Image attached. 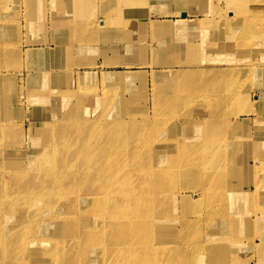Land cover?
<instances>
[{
  "label": "rangeland",
  "instance_id": "rangeland-1",
  "mask_svg": "<svg viewBox=\"0 0 264 264\" xmlns=\"http://www.w3.org/2000/svg\"><path fill=\"white\" fill-rule=\"evenodd\" d=\"M20 1L25 3L28 0ZM124 1H137L139 4L124 5L118 0V4L113 5L112 12L115 13L116 17L115 19H112L111 16L107 17V25L103 30L106 31V37L103 38V41L107 45V51L101 55L89 54V51L85 56L79 55L77 57L78 61L82 64L85 61V65L73 63L72 55L68 54L64 49L57 48L55 38H53L54 36L51 33L39 32V38L35 40L36 42H28L27 32L22 30V49H31L32 47L39 49L41 45L42 47L43 45L44 47L49 45V56L46 53L42 54L39 65L33 67V69L26 67L21 69L19 74L21 76L18 77L19 79L22 78L20 83L24 82V92L16 96L17 98L19 96V100L23 103L22 106L18 99L14 98L16 83L11 89L12 93L10 96L6 98L2 96L3 86L9 83L11 79L6 75L9 69H6L4 64H0V144L9 140V133L16 130H26L27 133L24 135V140L30 142V144L27 145V149L24 151L35 152L36 148L33 144L38 137L39 125L35 121L33 113L28 115L29 111L34 108L33 105L29 106L27 104L28 92L34 86V84H31L30 79L38 71L39 81L43 76H51L52 85L45 86V89L52 90L56 98L68 95V93L69 95L67 99L60 98L59 100H47L44 102L47 112L39 117L44 132L39 135L42 139L40 141L45 142L49 147L54 146L57 148L55 157L61 156L63 150L68 148L66 159L72 158L71 163H75L77 169L74 174L72 172L65 175L60 174L56 181V189L62 190L59 194L66 198L69 206V211H65L61 215L63 217L61 222L66 228L63 238H61L65 245L67 242L78 240L82 243L84 227L92 224L91 221H83L81 218L87 209L79 207L82 205L79 200L83 199L82 197H88L89 208L93 206V191L89 188L88 181L98 185L102 191L107 189L108 183L106 179L111 172L117 169V166L114 163L107 166L109 159L105 151L108 145L115 143L118 150H112L113 154L109 155L110 158L117 159L118 155L126 158L127 154L133 153L136 159L140 158L138 168L143 169V166H145L147 176L153 175V171H157V166L150 164V152L151 156L154 154L159 155V158L154 156V159L157 158L155 161L157 163L160 161L161 163L158 164V172L160 173L159 180L156 182L158 187L153 190L155 195L159 194L154 201L156 207H142L139 206V202L135 206H132L135 203L128 204L129 208L134 209L135 215L141 218L140 223L134 222L130 226L138 228L140 231L149 226L146 231L147 236L138 240L136 244L128 236L115 237V239L129 242V244L125 246L121 243L119 245H109L111 250L109 256L114 255V259L116 255H120L122 252L123 258L108 264H264V239L262 237L264 210H255V200L252 197V194L264 196V177L258 175L259 172H264V106L256 110L258 113L263 114L261 117L259 114H253L248 125H242L231 130L232 127L229 125V120L240 109L236 107L234 96L228 95V93L224 94V89L223 96L222 94H218L219 97L216 94H210L212 89H216L213 82L205 79L206 82L203 83L198 79L190 80V77L180 76L175 79L174 85L170 88L173 93H168L165 96L162 95V86L155 85L153 82V76L165 75L170 71L180 74L182 69L188 71L187 68H190L194 70L203 69L204 72L212 73V71H217L222 73L226 72L227 68H231L235 73V78L228 82L226 81L225 85L227 86L232 81H239L241 84L239 83L240 86L237 84V87L239 86L237 96L245 97L247 94L250 100H256V97H259L260 94L257 90H264V80L256 77L257 75L252 76L246 84H244L243 80L246 73H248L247 70L251 68L259 69L264 66V52H255L250 55V51L255 46L256 41L250 49H236L233 46L232 49L236 50H228L226 43L230 42L232 35L236 33L230 31L231 28L225 31L223 23L225 20L219 21L217 25L219 31L216 29L204 31L202 30L204 24L184 21V19L190 21L198 19L199 13L196 12L201 10L198 5L195 6L194 0H144L145 4L142 3V0ZM232 1L237 2L238 0ZM258 1L260 3L257 6L263 7L264 0ZM179 11H184V15L182 13L174 14V12ZM95 16L99 17L97 14ZM230 16L228 13L224 14L226 19ZM5 17L11 18L12 16L7 14ZM167 20H169L167 23L170 26L164 27L155 36L150 34L146 27L141 29V24L144 22H165ZM0 24L5 26L4 34L6 36L11 32H16L14 30V22L0 21ZM216 32L219 35L216 36ZM200 34L205 36L204 41L206 43L200 44L197 53L194 55V62L185 67L183 58L186 55V50L183 42L184 40H189L194 43ZM44 36L46 37L44 40L50 41V43L44 44L42 42ZM157 40L160 47H158ZM216 40H218L220 45H212V42ZM51 41H54V43L51 44ZM246 41L247 39L241 45L244 46ZM95 46L99 48L97 43ZM7 47L12 52V55L18 49L17 44L14 43L7 45ZM234 53H237L240 57L236 66L232 60ZM253 56L258 60L254 66L252 62ZM36 59H39L38 52L24 53L25 61L33 63ZM217 67H220L221 70H216L215 68ZM222 68H225V71ZM19 69H14V71ZM28 69L32 71V75L26 80L25 74ZM57 69L61 72L60 75L55 76L54 71ZM77 71H89L93 74L97 82L96 86H98L97 84L100 82V77L104 72L119 71L116 76L113 74L109 75L108 81L110 83L112 82L109 79L112 77L116 78V82L122 78H130V81L125 82L122 80L117 85L116 94L104 88L103 91L100 90L102 98H109L113 95L111 102L126 103L125 110L121 108L114 114L110 109L106 110V105L100 107V104L96 103L99 95L97 91L93 94L74 96L79 87H95L91 85L89 79L86 80L83 76L79 77ZM75 75L76 78L74 79ZM32 82L35 83L33 80ZM61 87L66 89L64 93L59 92ZM207 97L210 100H207ZM215 97L221 98V100L218 98L212 100ZM93 99L96 102H93ZM196 99L199 100L195 101ZM201 99L207 100L208 103L201 102ZM41 104L42 102L39 100V105ZM86 104L90 105L87 110L88 115H80L78 112ZM169 105L173 108H170ZM8 108L13 112L7 111ZM163 108H166L164 114ZM70 109L73 119H69L67 122L65 114ZM161 111L163 112L161 113ZM107 112L110 113V117L107 116ZM130 113L141 114L143 117L135 122L125 121L126 116ZM189 114H193L194 117L198 115L205 117V121L194 132L190 131V129L184 130L187 133L185 134L187 137L194 136L195 139L205 140L194 143L191 146H199L201 144L213 147L218 145L227 146L236 141L234 144L235 149L229 151L228 149L221 150L217 148L218 152L216 154L213 153L207 157H202L192 150H189L182 159L175 156L169 157L170 146H187L186 144L181 145L178 141L180 136H185L180 132L183 129H180L178 124L182 122L180 116L187 117ZM109 118H112V123H110ZM161 120L165 122L166 126L171 122V130L168 127L165 132L161 131L162 129H160L159 125ZM7 125H9L8 129H6ZM108 125L111 128L106 129ZM114 125L120 127L118 133L111 131ZM184 126L190 128L189 123ZM84 129L86 133H83ZM249 132L253 134L252 137H247L244 140V135ZM130 136L134 137L133 141L129 139ZM135 136L139 138V143L135 142ZM241 136L242 138H240ZM165 137L171 138V143L163 142L162 140ZM227 140L231 143L228 144ZM246 142L249 143L245 145ZM120 149L125 150L119 152ZM131 149L134 151L128 153ZM181 150L184 151L185 149ZM18 153L20 152L13 151L12 157ZM173 153H176V151ZM179 156L181 157V154ZM181 160L184 162L183 166H181ZM224 161L230 162L237 167L242 164H250L251 166L253 162H256L258 167H249V171L241 172L246 174L243 176L238 174L234 177V182L230 180L228 186L232 187V189L217 188L220 185L226 186L225 178L221 180L220 175H217L220 178H216V180L205 177L198 183L195 182L197 181L195 178L193 180H185L187 177L183 173L185 171L183 169H186L187 173H196L203 164H208L210 168L214 169V172L222 173V170L225 171ZM24 167L28 169L31 165L25 163ZM104 168L107 169L101 173L98 172ZM7 181L8 183L10 182L9 177ZM43 181L44 176L39 175L38 177L30 178L26 182L15 183V187L19 189L26 188L27 192L31 194V192L39 190V183ZM72 183L76 185L75 188H73ZM163 183L166 187L161 186ZM168 186L171 187V190ZM194 187L201 188L200 192L204 197L201 201H196L195 197L192 196L185 197L189 203L186 204L188 206L185 208L179 201L176 202V200L181 198L178 196L183 192H195L197 194L199 191H196ZM101 190L99 191L100 194H102ZM168 192L172 197L171 201H173L170 214L174 221L171 222H168V215L170 214L165 208L166 202L162 196ZM245 192L249 195L251 194L245 201L248 208L246 211L247 216L252 221L251 225L244 230L241 222H238L240 217H237L243 212V198H239V196H242L241 193ZM15 195L17 193H13L11 190L2 192L0 210L8 211L9 214L14 212V215H17L20 207L18 206V201L13 203ZM175 195L177 196L175 197ZM76 199L78 208L74 209V207H77ZM205 199L208 201L204 202ZM229 202L233 203L230 207L231 211H226V206H228ZM105 204L106 202H104ZM137 209L138 211L136 212ZM97 210L95 217L99 226L109 224L111 218L118 216L116 212L106 205L99 207ZM153 213L154 217L157 215L155 218H147L149 214L153 215ZM124 217L129 216L124 215ZM223 218L228 219L229 223L222 220ZM71 219L73 220L69 222ZM218 220H220L219 222L224 221L222 226L217 227V224H219ZM213 223L217 224L213 227ZM91 242L93 243V240ZM145 247H148L151 251L146 250ZM64 249L66 252H61L63 257L58 260L61 264L70 263L77 258L80 259L84 254L82 245L67 246ZM174 249L177 252H173ZM88 261L98 262L97 253L94 255L93 249H91Z\"/></svg>",
  "mask_w": 264,
  "mask_h": 264
},
{
  "label": "bare ground",
  "instance_id": "bare-ground-1",
  "mask_svg": "<svg viewBox=\"0 0 264 264\" xmlns=\"http://www.w3.org/2000/svg\"><path fill=\"white\" fill-rule=\"evenodd\" d=\"M120 1L124 5L139 4V2L137 1ZM142 1V3L145 4V1ZM194 2L195 6L198 5L199 9L201 10L196 12L199 13L198 19H195L194 21L184 19V21L189 23L204 24V26L202 27V30L204 31H207L208 29L212 31L213 29H216L217 31H219V28L217 26L219 21L225 20L223 21L225 31H228V29L231 28L230 31L236 33L232 35L230 42L226 43V47L228 48V50L250 49L253 43L256 41L255 46L250 51V55L254 54L255 52H264V43L261 44V42L264 41V6L258 7L257 5L258 3H260L258 0H238L237 2L232 0H221V2L220 0H194ZM107 3V10H105V14L102 15V23L99 25V20H97L98 18L92 15L96 12L98 13L99 9L101 8V6H99L97 9H95V6L98 4L95 0H56L55 2H51V4L47 8L51 19L40 20L33 19L30 10L27 8L24 2L20 0H0V21L14 22V30L16 31L11 32L8 36H6L4 34L5 26L3 24H0V64H4L5 68L9 69V72L6 75L11 79L9 83L3 86L2 96L4 98L10 96V94L12 93L11 89L16 83L17 87L14 89V98L18 99V102L22 106L23 103L19 100V96L18 98L16 96L24 92V84L23 82L20 83V80L22 78L20 77L21 79H19L18 77L21 76L19 74L21 73L22 52L27 53L34 51V53H39V57L42 56V50L40 49L35 48L29 51L28 48L21 49V32L24 28L27 27L28 31L34 32L36 31L37 24H42L44 28L56 24L60 29H62V33L60 35V38L58 39L59 42L64 47H66L67 45H71L69 51L73 52L72 54L77 53L83 55L88 51L89 54H99L100 47H86L92 45L89 44V42L96 38V34L98 31L100 32V41L104 45H106V43L103 41V38L106 37V31L103 30L107 25V17L111 16L112 19H115L116 16L115 13L112 12V8L114 4H118V0H107ZM91 7L93 9L91 11L92 14L90 13V11L88 12L87 10H90ZM42 11L44 12L46 10L42 8ZM80 11L84 13L80 17L83 19L82 23L80 24L78 29H70V25L68 26L69 20ZM213 11L214 13L212 14ZM183 12L184 11L174 12V14L182 13L184 15ZM227 13L231 16L226 19L224 17V14ZM7 14L12 17L6 19L5 15ZM220 14H222V16H220ZM200 18H202V20H200ZM221 18L223 19L221 20ZM143 27H146L149 33L155 36L156 33H160L164 29V27H167V25L164 21H155L148 23L144 22L141 24V29ZM217 35L219 34L217 33L216 36ZM204 37L205 36L203 34H200L198 39L194 43L189 40H184L183 43L185 44L186 55L183 58V63L185 67L191 65L194 62V55L197 53V49L200 47V44L206 43L204 41ZM77 39H81L83 40V42L75 43ZM246 39V44L244 46L241 45ZM7 40L9 41L7 42ZM170 42L173 43L172 40H170ZM11 43L17 44L18 47L14 55H12V52L7 47V45ZM157 44L158 47H160L158 40ZM212 45L220 44L218 43V40H216L212 42ZM233 46L236 49H232ZM48 51L49 50H46L47 54L49 53ZM239 59L240 57L237 55V53H234L232 56V60L234 61L235 66ZM38 62L39 59L33 61V63ZM252 62L254 66L255 62H258V60L253 56ZM17 68L20 69L18 71H14V69ZM215 69L221 70L220 67H217ZM187 70L188 71L182 69L180 74L178 72L170 71L165 75L153 76V82L155 85L162 86V95L164 96L168 93H173V90L170 91V88L174 85L175 79L179 78L180 76L187 78L190 77V80L198 79L199 81L201 80L203 83H205L206 80L213 82L214 84H212L216 86V91L212 89L210 94H222L223 96L224 89V94L228 93V95L234 96L236 107L240 109L236 111L229 120V125H231L232 127L231 130H234L242 125H248V123L251 121V117L253 116V114H259L260 117L261 115H263L262 113H258L256 110L264 106V90H257V92L260 94L259 97H256V100H250V97L247 96V94L245 97H238V87L241 84L239 81H232L231 83H228L227 86L225 85L226 81L228 82L229 80L235 78V73L232 71L231 68H227L226 72L222 73L217 71H212V73L205 71V73L203 69L194 70L187 68ZM222 70L225 71V68H222ZM29 71V69L26 70V78L30 77ZM60 72L61 71L57 69L54 71V75L58 76L60 75ZM86 72L88 73V71H77V74L80 77L87 74ZM247 72L248 73H246L243 80L244 84H246L247 81L250 80V78L254 75H257L256 77H260L264 80V66H261V68L259 69L251 68L250 70H247ZM111 73L114 76L119 74V72L103 73V82L101 84L98 83V86H96V82L94 81L95 77L94 75H92V78L88 79L91 81V85L95 87H79L78 90L74 93V96H80L82 94H93L97 91V93L99 94L98 101L96 102L93 99V102L100 104V107L106 105V110L110 109L114 114L115 112H117V110L121 108L122 110H125L126 103L118 101H116L115 103L111 102L113 95H111L109 98H102L100 90L103 91V88L107 89V91H110L113 94H116L117 85L122 82V80L125 82L130 81V78H122L121 80L116 82V78L112 77L109 79L112 82L110 83L108 81V77L109 75L111 76ZM237 84H239L238 87ZM48 85H52L51 78L48 80L47 76H43V78L39 81V84H35L27 95V104L29 106H34L33 110L29 111L28 115H30V113H33L35 116V121L38 122L39 125V131L37 130L38 137L33 144V146L36 148L35 152L37 153L35 154V152H30L29 150L24 151L27 149V145L30 144V142H26L24 140V135L27 133L26 130H16L9 133V140L3 144H0V185L2 183L0 187V196L2 195V192L7 190H11L13 193H17V195H15L13 199V203H16L18 201V206L20 207V210L17 211V215H14V212H11V214H9L8 211L0 210V213H4L0 214V264H61L58 260L63 257V255H61V252H66L64 247L79 245H82L84 247L83 256H81L80 259L77 258L76 260L67 264H108L110 262H116L118 259L123 258L122 252L120 253V255H116L113 259L114 255L109 256L111 253L109 245H119L121 243L125 246L126 244H129V242H124L122 240L115 239V237L122 238L128 236L132 238L133 243L136 244L138 240L143 239L147 236L146 231L149 229V226L145 227L141 231L138 228L130 226L134 222L140 223L139 221H141V218L140 216L137 217L135 215L134 209L129 208L128 204L135 203L132 204V206H135L139 202V206L142 207H156L154 201L157 199L159 194L155 195L153 190L158 187V185L156 186V182H158L160 177V173L158 172V164H160L161 162L159 161V163H157L155 161L157 158L154 159V156L159 158V155L154 154L151 156V152L149 153L150 164L153 166H157V171H153V175L147 176L145 166H143V169L138 168L140 158L136 159L133 153H131L127 154L126 158L124 156L118 155L117 159H112L109 155L113 154L112 150H118V148H116L115 143L108 145L105 151L108 154L106 156L109 159V163L107 164V166L114 163L117 166V169L111 172L108 178L106 179L108 187L105 191H102L98 187V185L86 179L88 181L89 188L93 191L92 197L94 198V203L93 206L89 208V198L82 197L83 199L79 200V203H82V205L79 207L87 209L81 216L83 221L89 220L92 222V224L84 227V237L81 239L82 243L78 240L75 242H67L65 245L63 239L61 238H63V234L66 228H64L61 222V219L63 218L61 217V215L65 213V211H69V206L68 202L66 201V198L59 194V192L62 190L56 189V181L58 180V176L60 174L65 175L71 172L72 174H74L75 170L77 169L75 163H71L72 158L66 159L68 154V148H65V150H63L64 153L62 152L61 156L55 157L54 155H56L57 148L54 146L49 147V145L45 144V142L40 141L42 139L39 135H42V133L44 132L43 126L39 121V117H41L47 112L44 102H46L47 100H59L60 98L67 99L69 93L68 95H63L61 97L59 96L56 98L52 90L49 91L45 89V86ZM65 91L66 89L61 87V91L59 92L64 93ZM218 97L212 98V100L217 99ZM208 99L209 98L207 97V100ZM218 99L221 100V98ZM39 100H41L42 102L41 105H39ZM198 100L199 99H196L195 101ZM207 100L201 99L200 101L204 103L207 102ZM169 107L173 108L170 105ZM89 108L90 105L86 104L83 108H81L78 113L80 115H88L87 110ZM163 110L164 112L161 111V113L163 112L164 114L166 108H163ZM7 111L11 110L8 108ZM107 116L110 117V113L107 112ZM142 117L143 115L141 114L130 113L126 116L125 121L135 122L141 119ZM180 118L182 122L178 124V127L180 129H183L180 132L184 135L187 134L186 131H184L185 129H190V131L194 132L200 126V124L205 121V117L203 115H198L197 117H194L193 114H189L187 117L180 116ZM69 119H73V116L71 115V109L65 114V120L68 122ZM111 119L109 118L110 123L113 122V120ZM186 123H189L190 128H186L184 126L186 125ZM159 125L160 129H162L161 131L165 132V129L168 127H170L171 130V122L169 125L166 126L165 122L161 120V123ZM8 128L9 125H7L6 129ZM107 128H111L110 125L106 126V129ZM113 128L111 130L113 133H118L120 130V127L117 125H114ZM83 133H86L85 129L83 130ZM252 135L253 134L249 132L247 135H244L243 138L244 140H246L247 137H252ZM179 138L180 140L178 139V141L181 143V145L186 144L187 146H170L169 157L175 156L177 158L182 159V157L187 155L189 150L197 152L202 157H207L208 155H212L213 153L216 154L218 152V149H228L229 151L234 150V144L236 143V141L231 143L227 140L228 144L231 143L227 146L218 145L217 147H213L207 146L206 144H201L199 146H191L194 143L203 142L205 140L195 139L194 136L187 137V135H182ZM240 138H242V136ZM129 139L133 141L134 137L130 136ZM135 139V142L139 143V138H137V136H135ZM162 141L171 143V138L165 137ZM248 143L249 142H246L245 145H247ZM181 149L185 150L182 151ZM124 150L125 149H120L119 152H123ZM13 151L20 153L12 157ZM133 151L134 150L131 149L128 153ZM175 151L176 153H173ZM180 154L181 157L179 156ZM25 163H29L31 167L25 169ZM252 164L253 165L251 166L250 164H242L237 167L231 164L230 162L224 161L225 171L222 170V173L214 172V169L210 168L208 164H203L196 173H187L186 169H183L185 170L183 173L186 174L187 177L185 180L188 181L191 179L193 180L195 178V180H197L195 182L197 183L202 181L205 177H210L212 180H216V178H220L217 177V175H220L221 180L225 178L226 186L220 185L217 188L226 190L232 189V187H229L228 184L230 180L234 182L235 176H237L238 174L240 176H243L246 173L241 172L249 171V167H258L256 162H253ZM183 165L184 162L183 160H181V166ZM105 169L107 168L101 169L98 172L101 173ZM39 175L44 176V181L39 183V190L37 189V191L31 192V194H29L26 188L19 189L18 187H15V183L26 182L30 178L38 177ZM258 175L264 177V172H259ZM8 177L10 178L9 183L7 181ZM3 180L4 182H2ZM72 186L73 188H75L76 185L72 183ZM161 186L166 187L164 183L161 184ZM168 188L171 190L170 186H168ZM194 188L196 189V191H199L197 192V194L195 192H183L178 196L181 198L179 200H176V202L179 201L181 205L185 208L188 206L186 204H189L185 197L192 196L195 197L194 199L196 201H201L204 198L202 196L203 194L200 192L201 188ZM100 190L102 191V194L99 193ZM241 194L242 196H239V198H243V212L237 218L240 217V220H238V222H241V224L243 225V229L245 230L251 225L252 221L247 216L246 211L248 208L246 207L247 202L245 201V199L249 198L251 194L249 195L246 192ZM171 195H173V193H171ZM162 196L166 202L165 208L170 214L173 207V201H171L172 197L169 195V192ZM176 196L177 195H175V197ZM252 197L255 200V210L263 211L264 196L252 194ZM207 201V199L204 200V202ZM104 202H106L105 205L110 207L114 212H116L118 216L111 218L109 220V224H102L99 226L96 223L95 215L98 212L97 209L99 207L105 206ZM77 203L78 201L76 199L77 207H74V209L78 208ZM232 204V202H229L228 206H226V211H231L230 207ZM37 205H39V207L36 208ZM137 211L138 209L136 210V212ZM154 213L153 215L149 214V217L147 216V218L152 219L154 217ZM124 215H128L129 217H124ZM168 216V222L174 221L171 214ZM72 220L73 219H71L69 222H71ZM222 220L227 221L229 223L228 219L223 218ZM219 221L220 220H218V222ZM224 221L219 222V224H217L218 222L213 223L212 226L214 227L216 224L217 227L222 226V223H224ZM262 237L264 239V229H262ZM91 240H93V243L91 242ZM91 249H93L94 255L97 253L98 262L96 263L90 261L87 262V260L90 258ZM145 249L151 251L148 247H145ZM138 250H140V248H138ZM173 252H177V250L174 249Z\"/></svg>",
  "mask_w": 264,
  "mask_h": 264
},
{
  "label": "crops",
  "instance_id": "crops-1",
  "mask_svg": "<svg viewBox=\"0 0 264 264\" xmlns=\"http://www.w3.org/2000/svg\"><path fill=\"white\" fill-rule=\"evenodd\" d=\"M56 0H28L27 2H25L24 4L27 6V8L30 10V12H31V14H32V17H33V19H50V14H49V12L47 11V8H48V6L51 4V2H55ZM79 1V0H78ZM83 1V0H82ZM98 4L95 6V9H97L99 6H101V8L99 9V11H98V13L96 12L95 14H92L91 13V11L93 10L92 9V7L90 8V10L89 9H87L88 10V12L90 11V13L94 16V17H96L95 15L97 14V16H99L98 17V19L97 20H99V25L102 23L101 21H102V15H104L105 14V10H107V6H108V3H107V0H95ZM111 1H116V0H111ZM42 8H44L46 11H42ZM22 9V8H21ZM42 12H43V14H42ZM84 13L82 12V11H80V12H78L73 18H71L70 20H69V22H68V26L70 25V29H78V27L80 26V24L82 23V21H83V19L82 18H80L81 17V15H83ZM97 18V17H96ZM7 19V18H6ZM169 20H167V21H165L166 22V25L167 26H170L169 25V23H167ZM64 29H65V27H64ZM23 30H25L26 32H27V35H28V37H29V39L27 40L28 42H30V41H35L36 39H38L39 38V32H48V33H51V35H53L54 37L53 38H55V45L57 46V48H61V49H64V51H67L68 52V54H70V55H72L73 56V63H75V64H79V65H85L86 64V62L84 61L83 62V64L82 63H80L79 61H78V56L79 55H81V54H72L73 52H71V51H69V49L71 48V45H67L66 47H64L60 42H59V38H60V35H61V33H62V29H60L56 24H53V26H50V27H43V25L42 24H37V26H36V31H34V32H30V31H28V29H27V27L26 28H24ZM46 37L44 36V38H43V43L44 44H48V43H50V41L48 42L47 40H44ZM36 42V41H35ZM53 42L54 41H51V44H53ZM78 42H83V40H81V39H77L76 41H75V43H78ZM98 44L99 45V47H100V55L102 54V53H106V51H107V45H103L102 46V42L100 41V32L98 31L97 32V34H96V38L94 39V40H92V41H90L89 42V44H92V45H90V46H87L86 48H88V47H92V46H95V44ZM39 47H40V45H39ZM48 47H49V45H48ZM47 46H45L44 47V45H43V47H42V45H41V47L39 48L40 50H42V54H45L46 53V50H48V49H50V48H48ZM21 49H22V47H21ZM32 49H35V48H28V51L29 50H32ZM46 55L47 56H49L47 53H46ZM86 55V53L85 54H83V56H85ZM39 60H40V57H39ZM23 61V62H22ZM22 61H21V69H24L23 67H26V68H31V69H33V67H37L38 65H39V62L38 63H29L28 61H25L24 60V53L22 52ZM91 62V61H90ZM33 64V65H32ZM117 72H119V71H117ZM87 73V72H86ZM89 73V74H88ZM88 73L87 74H85V75H83V77L87 80L88 78H92V75L93 74H91L89 71H88ZM104 73H109V72H104ZM112 74V73H111ZM29 75L31 76L32 75V71L30 70L29 71ZM103 75V74H102ZM102 75H101V77H100V82H99V84H101L102 82H103V80H102ZM51 78V76H47V79L49 80ZM74 79L76 78V75H75V77H73ZM28 78H26V80H27ZM31 84H39V71L37 72V74L35 75V76H33L31 79ZM32 80L35 82V83H33L32 82ZM86 80H85V82H86ZM38 81V82H37ZM94 81L96 82V80H95V78H94ZM24 83V82H23ZM97 83V82H96ZM133 86H135L134 84H132ZM32 89V88H31ZM30 89V90H31Z\"/></svg>",
  "mask_w": 264,
  "mask_h": 264
}]
</instances>
